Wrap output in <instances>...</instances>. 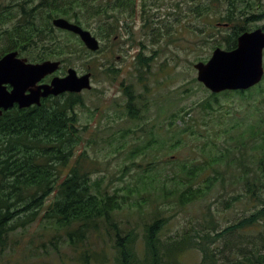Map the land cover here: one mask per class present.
Returning <instances> with one entry per match:
<instances>
[{
  "label": "rangeland",
  "instance_id": "374dc122",
  "mask_svg": "<svg viewBox=\"0 0 264 264\" xmlns=\"http://www.w3.org/2000/svg\"><path fill=\"white\" fill-rule=\"evenodd\" d=\"M12 1L0 0V7L8 4L10 11L18 14ZM160 2L159 8L148 7L149 12L157 13V20L176 25L178 34L170 37L166 34L160 39L153 37L154 30L150 27L155 23L152 21L150 27L144 28L140 8L136 6L132 14L119 16L110 38L102 40L89 29L100 42V50L95 52L87 50L80 39L66 30L58 31L62 38L69 37L75 46L78 43L84 50L65 55L55 74H62L68 67L78 74L91 72L92 87L78 93L84 105L76 108L82 131L77 153L84 151L87 159H94V162L89 160L96 168L92 179L98 178L103 187L123 196L117 218L124 225L137 224L138 244L143 235L141 225L149 219L148 213L156 204L161 205L165 215H171L159 234L162 242L167 243L178 239L176 235L184 230H200L202 223L211 217L218 224V231L262 206V201L245 193L246 180L256 182V192L264 196V74L259 84L244 93L229 91L220 94L217 102L209 99L213 105L208 109L210 114L201 111L198 103L208 99L210 91L196 79L193 63L207 59L213 46L224 41L210 34L217 19L213 18L214 12L208 18L196 16L190 8L191 2ZM205 23H208L205 29L199 30ZM139 41L146 46L143 54L151 57L147 67H140L143 68L141 82H138V65L134 63L141 47ZM106 66L114 68L110 76L100 69ZM128 85L135 96L139 94L140 98L147 99L139 109V114L144 115L142 120L130 119L126 114L123 88ZM191 106L193 110L176 123L182 126L183 120L190 124L196 119L194 135L173 134L166 116ZM146 144L150 147L141 153ZM242 144L244 149L240 155ZM225 148L232 152L225 156ZM181 164L188 169L195 167L196 175L192 176ZM218 174L216 182L211 180L214 184L205 197L184 206L173 198L164 201L173 186L184 185L187 180H193L194 186L203 185L208 183L205 181L208 177ZM154 178V184L143 186ZM235 195L239 198L231 199ZM261 228L264 224L248 227L243 234L256 235ZM53 233L54 230L37 222L16 230L9 246L0 254V264H57L59 257L67 261L75 254L73 248L62 231H58L60 237L50 239ZM228 240H235V236L212 244L219 262L225 264L240 255L236 253V246L226 244ZM100 244L101 239H97L93 248H99ZM176 246L175 257L180 258V262L199 263L201 253L196 249L182 243Z\"/></svg>",
  "mask_w": 264,
  "mask_h": 264
},
{
  "label": "trees",
  "instance_id": "16d2710c",
  "mask_svg": "<svg viewBox=\"0 0 264 264\" xmlns=\"http://www.w3.org/2000/svg\"><path fill=\"white\" fill-rule=\"evenodd\" d=\"M13 1L18 14H14L13 10L10 11L11 6L8 4L0 7V57L8 51L16 50L19 55L32 62L45 59H59L63 62L65 55L81 53L84 49L77 42L75 46L69 37L62 38L58 34L60 29L52 26L51 19L55 16L73 20L92 30L103 40L110 38L116 24L119 23V16L127 12L132 14L136 6L140 8L144 28L150 27L152 21L155 23L150 27L154 30L153 37L160 39L166 34L168 37L178 34L176 25L172 26L163 20H157L155 18L157 13L149 12L148 7L152 9L160 7V0ZM184 1L191 2L192 12L201 18L210 17L212 4L216 2L213 18L221 21L236 19L229 15L234 10L221 9L222 5L264 3V0ZM28 2L30 4H27ZM175 5L178 7V1ZM207 24L205 23L199 30L203 31ZM65 32L80 41L75 34ZM138 44L141 47L137 51L134 63L138 65L136 67L139 73L138 82H141L140 73L143 72V68L140 67H147L151 57L143 54L146 46L141 41ZM225 44L228 48H232L235 41L229 37ZM100 69L109 76L114 73L112 66L100 67ZM191 79L195 81L194 77ZM235 91L244 93V90ZM228 92V90L219 93L210 92L208 99L198 103L200 110L210 114L208 109H212L213 105L209 99L217 102L220 94ZM123 93L126 96L127 116L130 119L142 120L144 115L139 114V109L146 104L147 99L140 98L139 94L135 96L131 85L125 86ZM81 105H84L82 96L68 92L49 96L38 106L29 108L15 106L2 111L0 115V254L7 249L11 235L16 230L37 222L45 228L54 230L50 239L60 237L58 231H62L68 245L73 248L75 254L67 261L58 254L57 264H185L179 261L180 258L175 257L178 243L201 253L198 264H225L219 262L212 244L227 236H235V240H228L226 244H230L231 247L236 246V253H240L229 259L227 264H264V228L259 229L256 235L243 234L245 228L264 224V196L256 192L258 191L256 182L248 180L244 182L245 193L263 202L262 206L255 208L250 214L225 225L218 231H216L218 224L211 217L202 223L200 230H184L176 235L178 239L163 243L159 234L171 215H165L161 205L156 204L148 213L149 219L141 225L143 235L139 245L137 224L131 225L128 222L124 225L117 218V211L122 207L121 202L124 200L123 196L116 190L109 191L107 187H103L98 178L92 179L96 168L92 167L89 160L94 162V159L91 157L87 159L84 151L77 153L82 131L76 108ZM193 108L194 106H191L166 116L169 130L173 134L189 132L194 135L196 119L190 124L183 120L182 126L176 123L178 119H184ZM149 147V144L144 145L141 153ZM243 149L244 144L238 151L240 155L243 154ZM225 150L227 152L225 156L232 152L228 148ZM181 166L190 170L192 176L196 175L195 167L188 169L184 164ZM217 176L219 174L208 177L205 180L208 183L203 185L194 186L193 180H187L184 185H175L167 192L164 201L173 198L180 206H184L205 197L216 182L214 179ZM155 181L156 178L146 181L143 186L152 185ZM238 198L239 196L235 195L231 199ZM246 236L253 239L248 240ZM97 239H101V244L99 248H93ZM248 243L250 246H247Z\"/></svg>",
  "mask_w": 264,
  "mask_h": 264
},
{
  "label": "water",
  "instance_id": "95a60500",
  "mask_svg": "<svg viewBox=\"0 0 264 264\" xmlns=\"http://www.w3.org/2000/svg\"><path fill=\"white\" fill-rule=\"evenodd\" d=\"M51 23L55 28L77 35L87 50H99L100 42L89 29L63 16L53 17ZM263 48L264 33L260 29L244 32L238 36L234 49L216 47L206 61L193 63L196 79L212 93L251 88L261 81L264 73ZM17 54V51H8L0 57V115L14 103L19 108L39 105L40 99L49 95L80 93L92 87L91 72L78 74L72 67L67 68L64 76H53L48 83L35 86L44 77L58 70L60 60L27 62L26 58H19ZM6 83L11 85L8 92ZM26 89L28 93H25Z\"/></svg>",
  "mask_w": 264,
  "mask_h": 264
},
{
  "label": "flooded vegetation",
  "instance_id": "af4514ba",
  "mask_svg": "<svg viewBox=\"0 0 264 264\" xmlns=\"http://www.w3.org/2000/svg\"><path fill=\"white\" fill-rule=\"evenodd\" d=\"M27 4H30V2H28ZM214 6L215 5H212L211 12L214 11ZM220 8L221 9H225V8L233 9L234 11L229 15L232 17H236V19L231 20V21H221V20H215L214 21L215 23H213V24L215 26L212 29L211 34L215 35L217 38H223L224 41L222 43H219L218 45L213 46L212 50H214L216 47H220V48L225 49V50L234 49L237 46L238 36L244 32H251V31H254L256 29H260L264 33V24L261 23L262 21H264V3H254L251 5L245 4V3H240V4H235L233 6L232 5H222V6H220ZM229 37L235 41V45L232 48H228L225 44L226 39ZM36 52H38V50H36ZM17 56L19 58H26V57L21 56L19 54H17ZM26 59H27V62H32V61L28 60V58H26ZM61 64H62V62L60 63V66H61ZM262 65H263V69H264V48L262 49ZM60 66H59V68H60ZM59 68H58V70H59ZM66 70H64L63 73L60 75L55 74V72H57V71H55L54 73L44 77L42 80L37 82L35 84V86L40 85L42 83H48L53 76H56V75L57 76H64L66 74ZM5 88L7 90L6 92L10 91L11 90L10 83H6ZM25 93H28V89L25 90ZM49 96H51V95H49ZM49 96H47L45 98H41L40 103L42 102L43 99H48ZM15 106L18 107L17 104L14 103L13 106H11L10 108H13ZM31 106H38V105L32 104ZM31 106L22 107V108H29Z\"/></svg>",
  "mask_w": 264,
  "mask_h": 264
}]
</instances>
